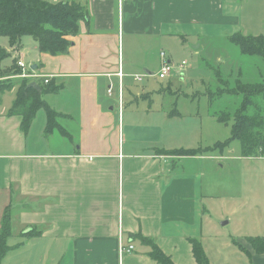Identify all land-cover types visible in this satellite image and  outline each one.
Instances as JSON below:
<instances>
[{
    "label": "crops",
    "instance_id": "1",
    "mask_svg": "<svg viewBox=\"0 0 264 264\" xmlns=\"http://www.w3.org/2000/svg\"><path fill=\"white\" fill-rule=\"evenodd\" d=\"M75 1L86 8L88 23L81 24L66 55L39 54L25 39L19 51L5 45L9 58L0 63V78L27 57L34 62L24 64L21 73L36 77L10 76L12 87L0 93V223L4 211L11 210L12 228L19 233L35 229L40 243L64 251L58 264H156L148 256L150 242L174 264H196L189 240H197L201 231L204 185L198 175L186 174L182 163L196 155H167V150L177 151L169 146L137 149L145 139L157 144L169 132L165 126L182 123L179 129L185 131L183 116L171 111L176 101L160 106V116L140 105L143 99L153 101L126 84L124 77L135 66L130 60L124 65L121 55L126 37L134 46L170 35L167 31L174 28L219 19V2ZM120 71L121 78L116 76ZM22 79L38 85L39 94L44 85L52 90L42 97L58 115L49 132L44 110L25 132L21 117L9 116ZM121 80L125 98L120 115L117 98L107 91L117 96ZM136 107L154 122L143 130L146 135L138 127ZM119 245L133 250L119 255Z\"/></svg>",
    "mask_w": 264,
    "mask_h": 264
},
{
    "label": "rangeland",
    "instance_id": "2",
    "mask_svg": "<svg viewBox=\"0 0 264 264\" xmlns=\"http://www.w3.org/2000/svg\"><path fill=\"white\" fill-rule=\"evenodd\" d=\"M218 2L220 17L212 22L174 28L167 31L170 35H156L146 39L147 43L134 42V46L129 45L126 37L121 60L124 65L130 60L135 67L125 75L124 81L131 86V91L142 93L143 98L150 95L153 104L143 99L140 105H149L160 116L163 115L160 106L176 101V106L172 110L169 107L168 112L175 110L183 116L185 131L179 129L182 123L172 128L165 126L170 133L165 132L157 144L145 139L137 149L146 152L145 147L167 149L169 146L170 150L185 148L196 153V157H187L182 163L186 165L184 172L198 175L204 185L205 194L201 198L204 216L199 221L202 227L197 240L209 264H264V256L254 260L253 253L250 252V257L246 253L250 251L248 238H264V151L255 158L241 157L239 143L229 140L230 125L218 123L211 115L212 112L232 115L241 104V97L219 99L216 96L222 84L218 80L228 89L234 88L237 82L244 85L264 82V60L242 54L230 39L235 34L264 38V0ZM25 43L34 45L30 37L25 38ZM5 45L7 38L0 37V47L7 48ZM160 53L165 54L171 69L162 80L158 78L162 68ZM34 59L27 57L23 62L28 67ZM1 63L7 64L8 60ZM137 77H142V81L137 82ZM8 78L1 77L0 81L9 85ZM13 92L14 89L4 95ZM112 95L113 99L117 98ZM136 110L140 114L137 121L141 135H146L143 130L154 122L139 108ZM173 145L176 148L170 147ZM12 229L7 239L10 249L1 264H58L63 250H50L37 240L38 235H20L22 232L14 225ZM33 233L36 234L35 229Z\"/></svg>",
    "mask_w": 264,
    "mask_h": 264
},
{
    "label": "trees",
    "instance_id": "3",
    "mask_svg": "<svg viewBox=\"0 0 264 264\" xmlns=\"http://www.w3.org/2000/svg\"><path fill=\"white\" fill-rule=\"evenodd\" d=\"M88 23L86 8L75 0H0V37L7 38L8 47L19 51L23 47L24 39L32 38L39 54L49 56L66 55L72 46L71 39L80 33L81 24ZM231 41L239 47L242 54L257 56L264 60V38L262 36L233 35ZM9 58L5 49L0 47V63ZM14 63L5 77L21 75V69ZM1 74V72H0ZM26 79L21 80L16 97L12 103L9 116L21 117V131L25 132L31 125L36 113L44 110L46 114V130L49 132L55 128L56 112L52 111L42 97L52 92L49 86L44 85L39 94L35 89L28 87ZM218 89L216 96L238 98L241 104L231 114L212 112L216 121L220 124L230 125V139L240 145V156L243 158H255L264 151V82L244 85L237 82L232 89L223 87ZM11 83L0 81V93L11 88ZM210 98L211 95L209 94ZM165 154L194 156L191 150H172ZM12 212L6 209L0 223V264L10 247L7 239L12 235ZM34 230L23 232L20 235H38ZM192 247V256L196 264H209L208 258L199 243L195 239L189 240ZM247 243L255 260L264 256V238H248ZM149 258L156 264H174L171 257L166 255L154 243L150 242ZM149 244V245H150Z\"/></svg>",
    "mask_w": 264,
    "mask_h": 264
},
{
    "label": "built area",
    "instance_id": "4",
    "mask_svg": "<svg viewBox=\"0 0 264 264\" xmlns=\"http://www.w3.org/2000/svg\"><path fill=\"white\" fill-rule=\"evenodd\" d=\"M122 1V0H120ZM159 58H160V62H161V71L160 73L158 74V78L159 79H165L170 73H171V69L169 68V61L166 60V56L164 53H160L159 55ZM17 66L21 69H24V64L19 61L17 63ZM182 66H185L184 63H182ZM116 76H118L119 78L122 77V74H121V71L118 72L116 74ZM19 77H23V78H33V77H36L35 75H28L26 74L25 72L21 73V75ZM137 82H141L142 81V77H137L136 78ZM45 83H47V80H45ZM108 95L111 96L112 95V90L111 88L108 89L107 91ZM117 102H118V112L119 114L121 115V113L123 112V109H124V101H123V87H122V84L119 83V87H118V91H117ZM133 250V247L131 245H128V246H123V245H119V248H118V251H119V255H122V254H127V253H131Z\"/></svg>",
    "mask_w": 264,
    "mask_h": 264
},
{
    "label": "water",
    "instance_id": "5",
    "mask_svg": "<svg viewBox=\"0 0 264 264\" xmlns=\"http://www.w3.org/2000/svg\"><path fill=\"white\" fill-rule=\"evenodd\" d=\"M148 75V74H147ZM28 87H32V88H34L36 91H38V92H40L41 91V89H40V87L38 86V85H36V84H29L28 85Z\"/></svg>",
    "mask_w": 264,
    "mask_h": 264
}]
</instances>
